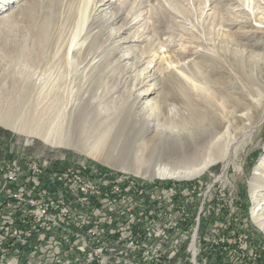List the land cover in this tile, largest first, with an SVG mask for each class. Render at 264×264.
Returning <instances> with one entry per match:
<instances>
[{
    "label": "rangeland",
    "instance_id": "374dc122",
    "mask_svg": "<svg viewBox=\"0 0 264 264\" xmlns=\"http://www.w3.org/2000/svg\"><path fill=\"white\" fill-rule=\"evenodd\" d=\"M23 1L20 0L19 3ZM202 1L110 0L107 10L109 14L107 15L112 16L113 22L109 24L101 36V40H105L103 44L107 42L108 34L113 28L119 29L121 26L123 28L119 31V34L113 36L114 38L106 44H110V47H112L111 52L113 53L109 56V59L115 62L122 54V52H119V46L118 48L111 46V41H115L117 44L120 41L119 44L124 43L127 47H130L131 55L124 60L122 59V66L125 64L130 65L131 56L141 54L144 49L149 50V45H152L156 50L162 52V56L149 51V55L146 56L138 68L145 66L148 60L154 58L150 69L152 68L156 73L164 75L171 72V69L179 71L178 66L182 64H193L194 60L197 59L195 58L197 52L220 58L230 70H233L231 65L234 60L233 57L240 54L241 51L244 54L253 52V60L258 58L256 56L261 57L260 61L257 62V72L260 77L264 78V48H257L256 46L257 43H264V24L255 19L258 12L260 16H264L263 9L255 11L256 14H253L250 10L248 14L242 11L244 7H247L239 4V0H209L206 6L200 5ZM19 3L14 2L6 11L7 13L4 12L5 16L4 14L3 16L6 17V20L0 23V160L8 162L18 156L22 157L25 162H28L30 158H37L39 161L48 160L51 163L50 172H56L59 168L71 165L85 164L91 170L96 168L99 171L123 173L128 178L133 176L145 181L147 185L153 182L163 183L162 185L165 186L174 185L185 193L189 192L190 187L197 185V197L190 196L194 199L191 203L197 205V210L193 211L194 216L197 214V222H194L190 228L182 225L179 229L178 226L169 229L170 238L163 243L164 254L159 257L160 259H156L157 261L153 264H251L246 257L235 255L237 245L243 244L244 240H240L237 234H233L228 230L237 218L240 219V225H235V228L240 227L242 230L249 226L250 228L253 227L264 239V231L254 222L252 217L254 199L250 192V180L255 165L264 155V103L260 106L253 121L251 136L241 146L238 154L227 162L223 160L217 162L208 168L205 173L192 178L157 177L150 179L130 172L126 174L87 156L75 148L51 146L36 134L38 131L40 134H45V131L56 123V115L52 106L54 95L58 91L66 92L69 84L74 85V81H78L79 78L75 76L82 65L79 64L80 67H76L80 62V53L83 52L87 43L93 39L98 28L86 33V35H81L74 43L72 50L75 53L70 56V61L74 66L73 72L61 81L58 79V71L53 69L52 64L58 62L57 58L61 52L62 41L68 37L67 34L71 32L73 25L67 20L66 14H58L57 27L59 29L55 28L53 33L56 35V41L59 42L57 41L55 47L51 46L52 49L49 47L50 50L41 48L33 35L35 23L24 20L21 16L16 17L15 11H13ZM226 5L227 7H225ZM262 5L264 6V3ZM216 7H224V10L220 11L219 8L217 10ZM203 8L204 11H202ZM163 10L166 11L165 14H163ZM162 17L165 18L164 21ZM227 18H232V20H226ZM233 20L236 21L231 29L233 32L253 35H250L249 38H238L234 43L227 44L225 32L230 28L226 24L221 25V21L231 23ZM154 26H161L159 28L160 33H155ZM132 37H134V40L130 41ZM160 42L165 44L161 48L158 45ZM221 46L230 48L227 56H221L217 53L218 48L222 51ZM54 50L57 51L58 55L56 54L53 57ZM171 56L173 58L178 56L186 58L166 67L163 65L164 59ZM156 60L157 65L153 67ZM129 68L130 66H123L109 71L107 66L102 67L99 74L96 72L93 75L95 79L93 81L94 95L109 93L113 95L120 94L125 97L132 87V83L135 81L133 77L138 71V68L135 71ZM67 78L69 80L66 81ZM151 81L153 80H148V83L150 84ZM27 82H30V84L28 85ZM41 83L47 84L44 89H47V91H49L48 86H52V84L55 86L48 95L39 97L38 91ZM146 87V85L134 87L133 92L138 93L139 88L144 89ZM28 89L32 91L29 92ZM244 90L246 92V89ZM249 98L252 100V95ZM187 107L185 104L175 101L174 105L169 106L168 113L165 115L168 119L167 122L172 120L180 123L182 120H189L191 114L189 109H186ZM67 118V113H64L62 117L63 129L68 131L71 128L70 134H72L74 140H77L79 130L72 128L73 126L70 121L68 124ZM136 127L139 129L140 124H137ZM171 130L169 129L165 133L166 141L163 145L167 148H179L180 150L184 148L181 150L184 152L191 145L188 138H197V135L194 134L190 135L188 133L187 136L182 135L183 133L179 134L177 129L175 133L180 137L175 136L174 133L170 135ZM30 132L34 133L30 134ZM143 151V147H137L135 154L145 159L148 155L145 154L146 152L143 154ZM163 192L164 189L159 191V194L155 192L153 197L151 196L152 203L166 206L170 202L171 196ZM203 197H205V200L201 204ZM152 203L150 204L152 205ZM200 207H202L201 212H199ZM168 222L166 221V223ZM242 225L244 227H241ZM172 238H179V243L173 242L172 244ZM175 244H178L179 251L175 256H170L169 253L172 252ZM250 247L252 250L259 252L255 244L251 243ZM261 250L264 255V249L261 248ZM257 258L260 260V257ZM133 259L135 262H140L141 255L137 253V256Z\"/></svg>",
    "mask_w": 264,
    "mask_h": 264
},
{
    "label": "bare ground",
    "instance_id": "6f19581e",
    "mask_svg": "<svg viewBox=\"0 0 264 264\" xmlns=\"http://www.w3.org/2000/svg\"><path fill=\"white\" fill-rule=\"evenodd\" d=\"M109 1L24 0L19 3L20 0H0V15H2L0 16V23L6 20L4 12L14 2H18L17 8L14 7L15 10H13L16 17L21 16L22 19L35 23L33 35L39 47L44 49L57 45L58 40L56 41V35L53 31L58 28V14H66L67 20L73 25L72 30L67 34L68 37L62 41L61 52L57 58L58 62L52 64L53 69L58 71V79L61 81L73 72L74 66L70 61V56L75 53L72 50L74 43L81 35H86V33L98 28L93 39L80 53V62L76 67L78 68L79 64L82 65L79 66L80 69L75 76L79 78L78 81H74V85L69 84L66 92L58 91L54 95L52 106L56 115V123L49 127L45 134H40L38 131L36 135L51 146L75 148L87 156L126 174L130 172L150 179L157 177L192 178L205 173L208 168L221 160L227 162L235 157L241 146L251 136L253 121L260 106L264 103V78L260 77L257 72V62L260 61L261 57L256 56L258 58L253 60V52L244 54L241 51L240 54L233 57L234 60L231 64L233 70H230L220 58L197 52L195 57L197 59L194 60L193 64H182L178 66L179 71L171 69V72L161 75L153 71L152 68L150 69L154 58L148 60L145 66L138 68L149 55V51L162 56V52L149 45V50L144 49L141 54L131 56L130 65H123L130 66L129 69L132 71L138 68L133 77L135 81L125 97L120 94L109 93L94 95L93 81L95 79L93 75L96 72L99 74L104 66H107L109 71L113 68L115 70L123 67L122 59L124 60L131 55L130 47L124 43L119 44L120 41L118 44L111 41V46L117 48L119 46V52L122 54L115 62L109 59L113 52H111L110 44H106L114 38L113 36L119 34L123 26L119 29L116 28L117 30L113 28L108 34V40L105 44H103L105 40H101L105 29L113 22L112 16L107 15L109 14L107 11ZM208 1L203 0L200 5L206 6ZM239 1V4L247 7L243 8L244 13L249 14L251 10L253 14H256L255 11L263 9L264 15V6L262 5L264 0ZM219 10H224V7H220ZM165 13L166 11L163 10V14ZM95 14L97 15L95 16ZM255 17L256 21L264 24V16H260L259 12ZM162 19L164 21L165 18L162 17ZM226 20H232V18ZM235 22V20L231 23L221 21V25L226 24L230 28L225 32L227 44L234 43L238 38H249L250 35H253L233 32L231 29ZM159 28L161 26H154L156 34L160 33ZM132 40L134 37L130 39V41ZM158 45L161 48L165 44L160 42ZM256 46L257 48H264V43H257ZM221 49L222 51L218 48L217 53L221 56H227L230 48L221 46ZM56 54L57 51L53 57ZM185 58L181 56L177 58L166 57L163 65L172 66L174 62ZM156 65L157 60L153 67ZM180 73L182 75H179ZM67 80L69 79L67 78ZM148 80L153 81L149 84ZM41 84L38 91L39 97L48 95L55 86L53 84L50 85L51 87L48 86L49 91H47V89L44 90L47 84ZM145 85L147 87L139 88L138 93L133 92L134 87ZM28 88L30 89V87ZM250 95L253 97L252 100L249 98ZM175 101L188 106L186 109H189L191 114L189 120H182L180 123L172 120L167 122L168 119L165 115L168 113L169 106L174 105ZM64 113H67L68 124L70 121L72 128L79 130L77 140L71 136V128L68 131L63 129L62 117ZM137 124H140L139 129L136 127ZM169 129H172L170 135L174 133L175 136L180 137L175 133L177 129L179 134L183 133L184 136H187L188 133L194 134L197 135V138H188L191 145L184 152L181 151L184 148L181 150L179 148H167L163 144L166 141L165 133ZM137 147H143V154L146 152L148 157L143 159L135 154ZM80 168L90 174L104 175L107 173L112 178L133 183L134 187H141V181L145 182L133 176L128 178L123 173L99 171L96 168L91 170L85 164H80ZM162 186L163 189L169 191L177 190L174 185ZM159 191H161V187L153 188V194L155 192L159 194ZM250 192L254 199L252 217L254 222L264 231V155L255 165L250 180Z\"/></svg>",
    "mask_w": 264,
    "mask_h": 264
},
{
    "label": "built area",
    "instance_id": "2783aa9c",
    "mask_svg": "<svg viewBox=\"0 0 264 264\" xmlns=\"http://www.w3.org/2000/svg\"><path fill=\"white\" fill-rule=\"evenodd\" d=\"M50 166L37 158L0 160V264H153L164 254L169 229L197 222L190 197H197V185L188 193L164 189L171 200L159 206L151 199L154 187L163 190L159 182L134 187L80 164L56 172ZM239 221L228 230L244 240L235 255L264 264L261 247L255 244L260 253L250 247L248 227L235 228ZM179 241L172 238V244ZM137 253L140 262L133 259Z\"/></svg>",
    "mask_w": 264,
    "mask_h": 264
},
{
    "label": "crops",
    "instance_id": "0c3cea01",
    "mask_svg": "<svg viewBox=\"0 0 264 264\" xmlns=\"http://www.w3.org/2000/svg\"><path fill=\"white\" fill-rule=\"evenodd\" d=\"M249 225V224H248ZM248 231L250 233V239L251 243L257 244L258 246H261V248L264 249V239L261 237V235L255 230V228L250 226L248 227Z\"/></svg>",
    "mask_w": 264,
    "mask_h": 264
},
{
    "label": "trees",
    "instance_id": "16d2710c",
    "mask_svg": "<svg viewBox=\"0 0 264 264\" xmlns=\"http://www.w3.org/2000/svg\"><path fill=\"white\" fill-rule=\"evenodd\" d=\"M245 204H247V202H245Z\"/></svg>",
    "mask_w": 264,
    "mask_h": 264
}]
</instances>
